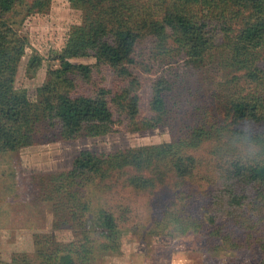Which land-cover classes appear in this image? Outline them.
<instances>
[{"label": "rangeland", "instance_id": "1", "mask_svg": "<svg viewBox=\"0 0 264 264\" xmlns=\"http://www.w3.org/2000/svg\"><path fill=\"white\" fill-rule=\"evenodd\" d=\"M33 1L17 0L5 20L28 39L18 63L14 88L36 102L37 89L46 82L48 68L58 66L51 56L63 48L69 31L82 22L84 13L70 0H43L45 7L41 11L28 13L27 7ZM167 3V0H148L140 8H146L153 14L152 18L158 19ZM233 6L236 13H230L232 32L250 16V9L243 1H235ZM210 18L209 28L218 39L225 32L221 19L216 13H211ZM149 20L139 22V26L145 27L139 32L134 63L129 69L138 81L139 86L135 84L133 90L140 96L142 116L151 114L148 102L153 80L164 75L170 82V111L165 125L134 130L125 114L114 110V124L109 133L64 140L58 134L59 123L48 119L37 125L32 134L33 143L16 151L0 152L1 261L10 262L14 254H25L31 264L40 261L45 264L41 252L69 246L73 250L91 251L85 264H261L264 193L259 196L258 184L226 180L221 167L231 157L237 154L242 160L249 159L228 147L222 151L223 156L210 140L221 130L232 132L233 125L247 126L254 134H264V122L231 124L232 119L227 116L228 100L244 95L251 88L242 81L231 90L222 86L239 74L218 62L187 64L185 55L176 49L161 57L163 53L154 49L155 39L146 31L151 24ZM169 44L173 45L171 41ZM33 56L40 59L37 68L29 67ZM71 61L91 64L94 70L92 83L77 82L76 92L94 84L115 92L129 83L110 68L96 66L93 57ZM258 66L264 69V49ZM261 93L264 94V87ZM194 127L214 129L198 149L189 150L194 161L193 170L186 177L166 173L162 165L143 170L146 176L162 178L165 174L162 183L151 191H141L127 183L126 177L135 173L131 167L110 172L104 180L95 179L85 195L90 200L83 228L87 231L85 236L78 223L68 221V215L60 220L56 218L53 203L43 199L47 179L69 171L73 158L82 150L110 154L171 142L187 138ZM106 207L116 209L117 228L110 234L102 232L100 214ZM178 215L190 219L176 230L174 218Z\"/></svg>", "mask_w": 264, "mask_h": 264}, {"label": "trees", "instance_id": "2", "mask_svg": "<svg viewBox=\"0 0 264 264\" xmlns=\"http://www.w3.org/2000/svg\"><path fill=\"white\" fill-rule=\"evenodd\" d=\"M145 1L148 0H70L83 11V20L71 28L63 48L51 56L58 66L48 68L47 80L37 89L36 102H31L24 91L14 88L18 63L28 44V39L5 20V15L17 0H0V152L16 151L33 143L32 134L37 125L48 119L59 123L58 134L64 140L109 133L114 124V110L124 113L134 130L165 125L170 111V82L164 75L153 80L148 102L151 114L142 116L140 96L133 90L138 81L129 69L134 63L139 32L145 27L139 26V22L148 19L151 24L146 31L155 39L154 49L156 47L158 52L163 53L161 57L169 56L176 49L174 51L185 55L187 64L218 62L221 67L239 74L222 86L231 90L242 81L251 88L244 95L228 100L227 116L232 119L231 124L264 122V94L261 93L264 69L258 66L264 49V0H167L158 19L152 18L153 14L146 8H140ZM235 1H243L250 9V16L232 32L230 13H236L233 10ZM44 5L45 1L34 0L27 7L28 13L41 11ZM211 13L219 16L225 30L218 39L213 29L209 28ZM212 18L215 23V17ZM79 57H93L96 66L110 68L117 77L128 80V85L114 92L94 84L86 86L83 92H76V83L90 85L94 73L91 64L71 61ZM39 65L40 59L33 56L29 67L37 68ZM211 129L214 127H194L187 138L110 154L82 150L73 158L69 171L47 179L42 191L43 199L53 203L56 218L60 217V220L68 215V221L78 223L82 230L90 203L85 196L86 190L94 186L95 179L104 180L110 172L125 171L131 167L135 173L126 177L127 183L141 191H151L162 183L165 174L157 178L146 176L143 170L162 165L166 173L177 178L186 177L193 170L194 157L188 153L189 150L198 149L206 138H210L212 133L208 132ZM230 134V130L226 133L221 130L210 139L216 143L217 153L223 155L222 151L230 148ZM254 139L264 144V134H254ZM235 155L221 167L225 179L258 184L261 188L259 196L262 195L264 153L248 161ZM262 199L264 196H261ZM114 211L116 209L112 207L101 211L103 228H99L104 230V234L116 231ZM169 219L173 221L172 217ZM187 219L190 218L176 216L174 229L184 227L183 222ZM82 232L84 236L87 233L84 229ZM90 252L88 248L80 251L65 246L39 255L41 259L46 258L45 264L47 261L50 264H85ZM26 256L14 254L10 262L0 260V264H31ZM261 264H264V259Z\"/></svg>", "mask_w": 264, "mask_h": 264}, {"label": "clouds", "instance_id": "3", "mask_svg": "<svg viewBox=\"0 0 264 264\" xmlns=\"http://www.w3.org/2000/svg\"><path fill=\"white\" fill-rule=\"evenodd\" d=\"M228 146L249 160L264 153V144H260L254 139L253 130L247 126H232V132L228 137Z\"/></svg>", "mask_w": 264, "mask_h": 264}]
</instances>
